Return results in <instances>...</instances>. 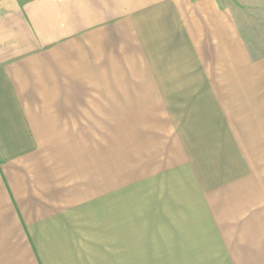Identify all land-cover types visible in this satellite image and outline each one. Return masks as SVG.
Masks as SVG:
<instances>
[{
    "label": "crops",
    "instance_id": "obj_1",
    "mask_svg": "<svg viewBox=\"0 0 264 264\" xmlns=\"http://www.w3.org/2000/svg\"><path fill=\"white\" fill-rule=\"evenodd\" d=\"M241 1L240 15L220 0H0V264H112V227L98 234L97 211L86 212L97 203L96 149L79 141L97 138V108L112 123L114 108L129 107L157 109L162 137L184 156L167 171L199 188L197 211L153 219L168 235L207 237L196 248L171 240L175 252H211L200 264H226L220 250L230 249L214 243L223 234L220 191L251 185L253 175L224 98L239 94L240 76L250 100L264 98V55L250 62L240 34L264 37V20L251 14L257 0ZM229 62L232 70L220 69ZM174 220L182 232L169 231Z\"/></svg>",
    "mask_w": 264,
    "mask_h": 264
},
{
    "label": "rangeland",
    "instance_id": "obj_2",
    "mask_svg": "<svg viewBox=\"0 0 264 264\" xmlns=\"http://www.w3.org/2000/svg\"><path fill=\"white\" fill-rule=\"evenodd\" d=\"M220 2L222 7L233 9L240 15L245 11L241 0ZM255 4V10L251 14H254L258 21L264 20V0H260V3L257 0ZM258 23L264 25V22ZM248 31L244 27L240 29L241 45L247 50L246 53L252 62L257 60L260 54L264 55V37L258 34L257 38L250 39ZM239 62V59L235 61ZM220 69L232 70L230 62L225 68L220 65ZM239 69L242 68H236V71ZM241 77L244 79H241V91L238 95L235 93L239 98H224V112L238 146L247 163L252 166L253 180L251 185L245 180L220 191V231L223 234L217 242V237L210 235L208 238L209 241L215 239V244L219 242L220 249H230L220 250V260L223 257L226 264H230L227 260L230 259L229 254L237 259V264H245L238 260L242 253L247 256L255 255L254 264H264V98L250 100L252 92L250 93L248 88L249 78ZM258 80L259 77L256 80L257 86L260 83ZM225 94L228 95V92ZM103 111L104 108H97V138L80 139L79 142L82 149H96V155L91 154V159L96 160L97 203L86 209V212L97 211L98 234L100 228L112 227L114 244L112 252L109 253L113 257L112 264H119L120 260L123 264H136L141 248L144 249L145 264H153L152 261L156 257L160 259L156 262L161 264H200L205 256L209 257V260L213 259L211 252H175V245L171 240L179 246L185 241L186 244H191L193 239L192 245L196 248L201 242L205 243L207 237H174L168 235V229L161 226V219H153V212L161 217V214L167 216L164 213L168 212L197 211L196 209L200 208L199 194L198 199H194L195 196L192 195L194 192L197 194L199 190L190 179L192 177H186L185 173H180L179 170L167 171L183 163L184 156L177 147L168 145L167 135L162 137V126L156 118L158 116H152L157 109L114 108L113 116L110 117L112 123L103 121ZM81 178L83 193L89 189L84 185L83 174ZM106 212L107 215L112 214L111 220L105 221L101 218ZM141 213H144V216ZM173 225L177 229L169 231H183L180 221L174 220ZM138 232L144 234V244L137 243ZM100 243L98 240V244ZM100 253L98 252V255H105L104 252ZM184 255L194 258L185 262ZM106 262L110 263L108 259Z\"/></svg>",
    "mask_w": 264,
    "mask_h": 264
}]
</instances>
